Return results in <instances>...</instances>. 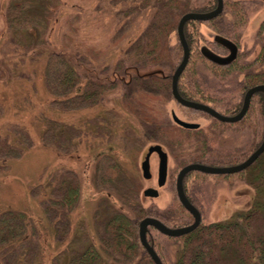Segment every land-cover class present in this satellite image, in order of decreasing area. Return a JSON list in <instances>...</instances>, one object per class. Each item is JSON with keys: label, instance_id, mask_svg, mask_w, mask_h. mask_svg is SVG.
<instances>
[{"label": "trees", "instance_id": "16d2710c", "mask_svg": "<svg viewBox=\"0 0 264 264\" xmlns=\"http://www.w3.org/2000/svg\"><path fill=\"white\" fill-rule=\"evenodd\" d=\"M157 1L161 3L162 8L166 7V11L162 17L157 16V19L152 21L148 29H146V33L152 31L154 33L153 36H145L146 33L142 32L137 37L132 38L128 44H125L118 60L108 63L112 65L108 74H102V71L96 68L97 65L96 67L90 66V59L96 58L99 61L97 56L102 53L95 52L90 46L94 43H101L100 40L104 44L106 42L114 44L117 38L110 32L97 42L91 43L89 42L91 37L85 36L86 44L82 46L78 40L81 34L77 33L80 28V25H78L79 17H84L87 21L90 19L91 21H95L93 18L96 17L97 13L99 15V11H102L100 8L102 5L98 6L96 3L84 5L79 0L78 2L70 1V5L73 6L68 5L67 7L64 5L62 11L67 7L64 16L61 19L57 16L62 27L58 29L57 33H54L55 31L50 32L49 16L45 20L46 23H42V29L36 30L34 28V24L36 23L34 10H37L38 13L42 12L43 15L48 6L45 0H40L37 4L29 3L26 0H13L12 2L7 0L0 4V10L4 11H0V153L3 152L1 160L6 161L7 158L9 159L8 155L20 152L22 147L26 145L22 131H17L18 127H14L20 126L19 122L21 124L23 122V125L25 124V120H22L20 117V112L21 116L34 112L31 123L39 120L45 124L47 131L51 130L52 126L57 127L62 123L61 118L58 116L59 114L62 115L65 109L78 108L85 103L95 104V106L99 107V116L101 117V121L98 122L99 126L95 127L101 129L105 136L110 134L112 140H109V142L113 141L119 147L120 145L124 146L123 136L127 141L131 140L128 137L144 141L145 136L153 131V128L157 129L161 126V123L156 120L148 126L149 128L145 127L146 117L144 116V111L146 112V110L143 101L141 99L138 100V93H133L131 99L122 101V105L132 109V113L138 117L137 120H135L136 117L133 120L132 117L125 116L124 123H121L118 119V113L122 112L118 108V103L117 107L114 105L118 111H114L110 102H107L104 98L106 89L114 84L115 77L118 75V71L114 69L116 62L119 64L123 62L131 63L125 67L123 73L137 71L140 75L141 78L136 77L132 83V86L136 89L135 92H138V88L141 87L146 91H150L148 86L161 89V93L170 88L169 80L154 78L152 77L154 74L144 75V72L157 68L158 65L140 70H138L137 65L146 62V55H152L154 58H157L156 61L165 59L170 62L171 60L173 65H176L180 55L174 56L171 53L167 35L175 27L176 17L182 10L186 9L185 6L187 7L191 0ZM82 5L86 7L85 10H83ZM60 6H63V4ZM82 10L85 16L84 14L80 16ZM112 14L113 12H110L111 16ZM109 19L113 18L109 17ZM235 19L237 27L233 26L234 28H239L245 22L241 9L237 12ZM216 25V28L221 31L226 28L225 23H222V21ZM67 29L69 32L66 31ZM194 55L195 59L208 62L196 51ZM192 58L193 55L189 58L188 62H191ZM195 61H192L193 65L189 67L184 81L180 82L184 85V90L180 87L179 81L178 90L184 96L197 99L205 93V89L195 82L198 76L204 78V75L195 69ZM235 62L239 65H245L243 64V60H235ZM213 65L211 64V66ZM224 70L227 72L229 68H225ZM128 81H130L129 78ZM232 81L237 90L240 91L239 97L241 98L249 86L264 83V69L255 70L247 66L244 78L241 81L233 78ZM38 83L41 84L43 93L37 99L39 102H35L32 101V98L36 96ZM143 84L146 86L144 87ZM188 85L193 86L194 89H190L191 87ZM8 97L10 99L9 102L7 101ZM222 98L219 96L215 100L219 101ZM262 99L263 92L256 91L251 98L252 108L250 107L249 110L257 109L261 111ZM8 104L9 106H16V110H12L13 113H10V116L7 117L6 107ZM239 105L240 101H237L229 109H237ZM26 123L28 122L26 121ZM118 124H120L121 130L117 127ZM59 126L62 127L63 125ZM20 128H23L26 134L28 133L25 130L26 127L20 126ZM115 133H118V136L121 137V139H117L119 141L113 139ZM202 136L198 135L196 141H202ZM172 139L174 143L178 144L177 137H172ZM109 142H107L106 146H112ZM256 143L259 142L257 141ZM254 146L256 144L250 147V149L240 151L228 150L225 152L209 147L208 143L200 144L197 147L201 151H199L200 155L203 153L208 154L214 158L217 164L223 165L242 161L254 149ZM103 153L98 154V161L104 162L101 159ZM2 155L4 156L2 157ZM109 160L112 161V159ZM110 161L106 159L105 163L108 164ZM117 164L114 161L109 166L106 165V168L100 173L105 176L102 180L103 183H114L116 182L114 181L116 178L119 180L118 177L122 173L120 166ZM249 171L251 173L247 174ZM250 174L252 175L250 176ZM222 175H240L244 178V181L249 176L251 179H256L252 181L254 183L253 189L258 190L264 187V183L258 182L257 179L259 177L264 180V151L245 169L236 173ZM68 182L64 177H61V180H59V185L61 186L58 188L61 190V194L57 200V205L62 210L64 208L68 210L72 209L79 195V184L74 179ZM120 187L122 189V186ZM119 191L122 192L121 190ZM135 210V213H127L120 210L115 211L105 221L98 243L94 244L91 241L77 250L72 256L66 251L65 255L68 256L62 264H119V257L126 260L125 263L121 264H132V262L134 264H154L145 250H142V254L138 253L139 248H142L138 235L139 220L143 216H146V214H149L150 216L158 217L169 226H175L174 224L172 225L171 221L174 223L178 222L180 225L183 224L180 221L184 217V210L179 206L162 209V211L149 209L147 213L143 212L141 208H138V210L136 208ZM186 215L188 216V214ZM22 216L23 214L20 212H9L8 216L0 217V244L6 243L5 245L10 246L11 251L22 246L24 242L28 244L27 235H23V231L20 230L25 226L23 221H21ZM189 221L190 218H188L187 222ZM7 233L14 234L12 237L15 236V238H17L19 233L18 238L20 242L11 246L12 243L8 242H17V240L15 238L5 240L4 236ZM150 233L151 230L148 228L147 239L160 257L162 264H264V198L254 199L252 205L244 212L220 220H203L202 217L193 230L180 236H167L157 232L163 238L174 242L176 255L173 259L164 254V242L161 243L163 240L158 239L156 241ZM157 244L160 246V249L157 248ZM5 245H0L1 257L6 254L5 249L8 247H5ZM119 252L121 253L120 256ZM16 255L17 253H15Z\"/></svg>", "mask_w": 264, "mask_h": 264}, {"label": "rangeland", "instance_id": "374dc122", "mask_svg": "<svg viewBox=\"0 0 264 264\" xmlns=\"http://www.w3.org/2000/svg\"><path fill=\"white\" fill-rule=\"evenodd\" d=\"M3 1L7 0H0V4ZM12 1L13 0H10V2ZM26 1L37 4L40 0ZM45 1L48 6L43 15L42 12L38 13L37 10H34L36 19L34 28L36 30L42 29V23L45 24V20L49 16L50 32L55 31L54 33H57L58 29L62 27L57 16H59V19L64 16L72 0ZM73 1L78 2V0ZM79 1L84 5L92 3H96L98 6L102 5V7H100L102 11H99V15L97 13L96 17L93 18L95 21H91V19L87 21L84 17H79L78 25H80V28L77 33L81 35L78 40L80 41V45L85 46V36H90L91 40L89 42L92 43L95 41L97 42L113 31L115 24L112 23L114 18L110 15V12H115L116 5L114 4V0ZM62 4L63 6H60ZM64 5L67 7L62 11ZM82 8L85 10L86 7L83 6ZM83 10L82 13L80 12V16H83ZM263 15L264 10L258 12L257 17L255 16V21H251V24L248 26L250 30L253 24L258 27L259 21L262 20L261 17H264ZM109 17L113 18L111 19L112 21ZM147 24L148 21L145 20L144 22H140L136 30H140L141 27H145ZM199 29L200 34L204 33L205 36H208L206 32L214 31L206 25H200ZM66 31L69 32L68 29ZM134 35L135 33L133 35L126 33L117 37L114 44H108L107 42L104 44L102 40H100L101 43L99 44H91L90 47H92L95 52L102 53L97 56L99 61H97L96 58L90 59V66L96 67L97 65L96 68L100 69L102 74H108L112 66L108 63L117 60L116 58L121 55L125 44H128ZM174 38L175 36L172 34V38H169L170 46H175ZM100 44L101 46H99ZM172 54L176 56L179 52L177 49H174L172 50ZM256 67L260 70L264 69L262 65ZM227 80L226 82L230 83V80ZM135 90H130L128 85L122 83H114L110 88L106 89L105 100L110 102L114 111H118L114 107V105L117 107V103L118 108L122 110V112L118 113V119L121 123H124L125 116L132 117L133 120L136 117L132 113V109L122 105V101L131 99L133 93H138V100L141 99L143 101L146 110V112L144 111L146 128L156 120L161 123V121L165 119L164 110L162 108L163 102L166 104L167 110L173 108L181 117H186L185 114L196 116L201 113L178 105L173 98L170 97V93L168 94L167 89L160 94L146 91L143 87L138 88V92H135ZM42 93L43 88L41 84L38 83L37 93L36 96H33L32 101L39 102L37 99ZM220 93H223V91ZM9 100L8 97L7 101L9 102ZM12 110H16V106H9L8 104L6 107L7 117L10 116V113H13ZM33 113L34 112H30L21 116L20 112V117L22 120H25L26 125H23V122L22 124L18 122L20 126L26 127L25 130H27V134L20 126H14L18 127L17 131H22L26 145L22 147L20 152L8 155L7 157H9V159L6 157V161L1 160V154L3 152L0 153V217L8 216L9 212H20L23 214L21 221H23L25 226L20 230L23 231V235H27L28 241V244L24 242L22 246L18 247L19 249L17 248L13 251H11L12 249L10 246L5 245L6 243L0 244L1 246L5 245V247H8L5 249L6 254L2 255V257L0 256V264H14L16 261L18 264H62L68 256L65 255L66 251L72 256L77 250L91 241L97 244L100 233L103 231L102 229L105 221L110 218L115 211L120 210L126 211L127 213H135L136 208L137 210L141 208L143 212L147 213L149 209H153L152 207L162 211V208L158 206H163V204L168 203L167 200H163L162 197L168 199L174 191V182L171 178L167 186L161 191L163 194L160 198L149 199L142 196V188L147 185V182H145L141 176L140 162L143 158L147 143L142 139H134L132 137H128L131 140L127 141L124 136V146L120 145L119 147L117 146L118 144L116 145L113 141L109 142V140H112V136L110 134L105 136L101 129L95 127L99 126L98 122L101 121L99 107L95 106V104L91 105V103H85L78 108L65 109L62 115L59 114L58 116L61 118L60 120L62 122L59 125L63 126H52V129L47 131L45 124L41 121L36 120V122L31 123V118L34 117ZM137 119L138 117H136L135 120ZM246 119V137L249 139L252 131L254 132V138L257 133V141L261 142L264 135L262 108L261 111L250 109L246 115ZM196 120L201 121V123L206 122L202 118ZM26 121L28 123H26ZM117 127L121 130L120 124H118ZM241 136H243V134H241ZM113 137L116 141H119L117 139H121L118 133H115ZM231 140L233 141V139L229 137L227 141L223 140L222 142L232 147L233 143ZM107 142L112 144V146L107 145V147ZM236 142H238V140H236ZM256 142H254L253 145L256 144L257 146L259 144ZM212 143L215 142L213 141ZM212 145L214 146V144ZM256 146H254V148ZM249 147L248 149H250ZM101 152H104L102 155L100 154L104 162L98 161V154ZM3 156L4 155H2V157ZM106 159L108 161L112 159V161L106 164ZM114 161L120 166L122 174L118 177L119 180L117 178L114 180L116 181L114 183H103L102 180L105 176L100 173L106 168V165L109 166V164ZM151 161L152 165L157 162L155 157H152ZM181 165L183 164L169 159V177L172 174L174 178V174L177 173ZM249 173H251V171L247 174ZM251 175L252 174H250V176ZM215 176L190 172L184 178L188 181V186L194 185V190H197V192L201 194V197L203 196L206 198V196H210L208 199L215 197L212 202V208H219V214L214 212L212 214H204L202 216L203 220H220L235 215L240 211L244 212L252 205L254 199L258 200L264 198L262 197L264 196V187L258 190L252 187L254 185L252 181L256 179H251L248 176L244 181V178L240 175L226 176L217 174ZM61 177H64L69 182L74 179V181L79 184L77 201L70 210L67 208L62 210L61 207L57 205V200L61 194V190L58 188L61 186L59 185ZM257 179L258 182L264 183L263 178L261 179L258 177ZM120 186H122V189ZM153 200H155V202ZM133 207H135V209H133ZM183 216L182 221H180L181 223L183 222V224L180 225H184L188 221V218H190V221L192 220L189 214L187 216L185 213ZM171 222L172 225H175L173 227L179 226L178 222ZM149 230H151L150 235L154 237L156 241H158V239L163 240L161 243L164 242V254H167L169 258L173 259L176 255L174 242L158 235V231L153 227H149ZM13 235L14 234L7 233L4 239H13L15 238V236L12 237ZM18 235L17 238H15L17 242H8L12 243L11 246L20 242ZM156 237L158 238L156 239ZM65 248H67V250H65ZM157 248L160 249L158 244ZM142 250H144L143 246L139 248L138 253L142 254ZM15 253H17L16 256ZM120 254L119 252V256ZM119 261V264L126 262L125 258L121 257H119ZM132 264H134V262H132Z\"/></svg>", "mask_w": 264, "mask_h": 264}, {"label": "flooded vegetation", "instance_id": "af4514ba", "mask_svg": "<svg viewBox=\"0 0 264 264\" xmlns=\"http://www.w3.org/2000/svg\"><path fill=\"white\" fill-rule=\"evenodd\" d=\"M114 4L117 7L115 6V12H113L112 14V17L114 18L112 23L115 24L112 33L116 38L126 33L128 34L130 33L131 35L135 33L134 37H137L142 32L146 33V29H148V26L151 24V22L156 20L157 16L162 17V15H164V12L166 11V7L162 8L161 3L158 2L157 0H114ZM217 4H218V0H191L190 4L187 5V7L185 6L186 9L180 12V14L177 16L178 18L176 17V25L174 28H172L169 31L167 35L168 45L170 43L169 38H172V34H174L175 36L174 38L175 46L174 45L173 46L169 45V46L171 53L172 50L174 49H177V51L179 52L178 55H180V58L176 63V65H173L171 60L170 62L165 59L162 61L161 60L156 61L157 58H154L152 55H146L147 56L146 62L145 63L143 62L141 65H137L138 70L146 69L148 67H153L155 65H158V67L156 68V70H158V73L152 75V77L164 78L170 81V88L168 89V92L170 93V97L173 98V100L178 105H181V107L201 112L200 115H196V116L185 114L186 117H182L183 119L187 121L199 123V126L197 128H185L175 124L169 118L170 116L168 115H170V110H167L166 104H164L163 102L162 108L164 110L163 112L165 114V119L161 121L160 127H158L157 129L153 128V131L151 132H155V133L150 132L148 135L145 136L144 142L147 143V146L146 149L144 150L142 160H144L149 146L159 145L161 151L165 153L166 168H165L164 176L162 177L160 174L159 166H160L162 154L158 150H152L148 154L147 176L142 175V169H141L142 160L140 162L141 176L143 180L147 182V185L142 188V196L144 198H149V199L160 198L163 194V192L161 191L164 189V187L167 186V183L170 181L171 178L173 179L174 182V191L172 192L170 198L165 199L162 197V199L167 200L168 203H165L163 204V206H158V207H161L162 209L165 208L169 209L172 208L173 206H179L182 210H184V214L185 213L190 214L192 220L193 217L191 213L181 204L176 194L175 180L177 173L174 174V178L172 174L169 177L170 175L169 159H173L175 162L182 163L183 165H181L180 168L189 163H202L213 166H224L228 164H223V165L219 163L217 164V162L214 161V158L208 154L206 155L203 153L202 155H200L199 154L200 150L198 149L197 146L203 143L204 144L208 143L209 147L213 149L218 148L217 150L220 151L222 150L223 152H225L228 150H233V151L246 150L248 149L249 146L253 147L254 142L257 141V133L255 138H254V132L252 131L249 139L245 135L246 133L245 129L247 128L246 115L248 114L249 108L251 107V98L256 91L253 92V94L250 97L249 106L246 112L240 119L236 121L221 120L204 109L194 108L192 106L181 104L172 95V91H171L172 73L179 64L183 54V46L181 44V40L177 33L178 21L184 13L207 12L214 9L217 6ZM240 9L243 12L245 22L239 28H234L233 26L237 27L235 23L236 21L235 18L237 12ZM261 10H264V0H222V7L216 15L208 19H187L183 23L182 32L188 48V57L176 81L177 91L182 98L190 101L206 104L224 116H231L238 112L243 101L244 93L251 86H249L244 91V93L240 98L239 97L240 91H238L237 87L234 86V82L232 81V79L235 78L237 79V81H241L246 74L247 66L255 70L259 69L258 67H256L258 65L264 66L263 65L264 64V17H261L262 20L260 19L261 21H259L260 23L258 27H256L255 24H253L252 27L250 25L251 30L248 27L249 24H251L250 23L251 21H255L254 19L257 17L258 12ZM144 20L148 21V24L145 27H141L140 30H136L139 23L142 21L144 22ZM221 21L222 23H225L226 26V28L223 31L216 28L217 26L216 24H218ZM200 25L208 26L209 28L214 30L213 32L218 33L224 37H227L237 46L239 51L232 62L226 64H218L208 60L207 58L201 55L199 51V47L201 43L206 44L210 49L220 54H228L229 50L223 45L219 44L218 42L213 41L209 36H205L204 33H201L202 34L201 35L199 29ZM153 34L154 33H152V31H148L145 34V36L147 35L148 37L149 36L152 37ZM195 51L199 53V55L208 62H203L200 59H195L194 58ZM192 55H193L192 61L196 60L194 62L195 69H197V71H199L200 74L204 75V78L202 76H198L195 79L196 80L195 82L203 89H205V93H203V95L199 96V98L197 99L184 96L178 90V81L179 83L184 81L185 76L188 73L189 67L193 65L192 61L188 62L189 58H191ZM119 57H117L116 59L118 60ZM235 60H243L244 61L243 64L245 65L236 64ZM209 62L214 65L211 66ZM129 64L131 63L129 62L127 63L123 62L121 64L117 62L115 63L114 69L118 71V75H116L114 80L116 82L114 83L116 84L122 83L128 85L130 90L131 89L135 90L134 87L132 86V83L134 82L135 78L140 77V75L137 73V71L123 73L125 67L128 66ZM225 68L227 69L229 68V71L230 70L231 71L226 72L224 70ZM128 78L130 81H128ZM227 79L230 80V83L226 82L228 81ZM143 85L146 86L145 84ZM183 86L184 85L182 84L180 85V87L184 90ZM148 87L150 88V91L153 93H158V94L161 93V89L159 88L156 89V88H151L150 86ZM190 87H191L190 89H194L193 86ZM221 91H223V93H220ZM219 96L221 97L223 96V98L219 101H216L215 98L216 97L218 98ZM237 101H240V105L238 106V108L237 109L235 108L234 110L233 108L229 109L230 106L232 107V105L234 103L236 104ZM262 106H263V99H262ZM262 112H263V107H262ZM199 118L204 119V121L206 122L201 123V121L196 120ZM241 134H243V136H241ZM198 135H203L202 141L199 142L196 141L197 140L196 137ZM172 137H177L178 144L174 143ZM229 137L233 139V141L231 140V142L233 143L232 147H229L230 145H227L225 142L224 143L222 142L223 140L227 141ZM236 140H238V142H236ZM213 141L215 143H212ZM212 144H214V146ZM152 157H155L157 160V162H155L154 165H152V161H151ZM191 171L192 170H190V172ZM197 173L204 175H213V176L217 175L214 173H205L198 170ZM187 174H189V171L183 176L182 179L183 190L189 202L199 211L200 214L199 222L204 214H212L213 212L219 214L218 211L219 208L218 209L212 208V202L214 201L215 197L209 199L208 197L210 196H206L207 199L204 198L203 196L201 197V194H199L197 190H194L195 188L194 185L188 186V181L184 179ZM144 190H147L149 193H144ZM153 201L155 202V200ZM152 208L153 209L150 210H156L154 207ZM192 220L190 222H192ZM190 222H187L186 224H189Z\"/></svg>", "mask_w": 264, "mask_h": 264}, {"label": "water", "instance_id": "95a60500", "mask_svg": "<svg viewBox=\"0 0 264 264\" xmlns=\"http://www.w3.org/2000/svg\"><path fill=\"white\" fill-rule=\"evenodd\" d=\"M221 7H222V0H218L217 6L210 11L187 12V13H184L180 17L178 24H177V33L181 40V44L183 46V54H182V58L179 64L177 65V67L172 73L171 91H172L173 97L181 104L192 106L194 108L204 109L221 120L236 121L240 119L246 112L249 106L250 97L253 94V92L262 91L264 94V83L255 84L249 87L244 93V97H243V101H242L240 109L238 110L237 113L231 116H224L206 104L198 103V102H194V101H190V100L182 98L180 94L178 93L177 87H176L177 77L179 73L181 72V70L183 69L187 61V57H188V48H187L186 42L183 37V32H182L183 23L187 19H208L216 15L220 11ZM206 33L213 41L218 42L219 44L226 47L229 50V53L228 54L217 53L214 50L210 49L206 44L201 43L199 47V51L201 55L207 58L208 60L214 63H218V64H226V63L232 62L235 59L239 51L237 46L230 39L218 33H215L213 31H208ZM156 72H158V70L152 69V70H148L144 72V75H152ZM262 107H263V117H264V95H263V106ZM170 118L175 124L185 127V128H197L199 126V123L197 122L187 121L183 119L181 116H179L175 112L173 108L170 109ZM152 150H158L162 154L159 169H160V174L163 177L165 173V168H166L165 153L161 151L159 145H152L148 147L146 156L144 160H142L141 162L142 175L147 176V171H148L147 157L150 151ZM263 151H264V135L259 145L245 159H243L242 161L238 163L224 165V166H213V165H207V164H202V163H189V164L182 166L178 170L176 180H175L176 194L181 204L191 213L193 220L189 224L176 226V227L168 226L167 224L162 222L160 219L153 217V216H144L139 220V223H138L139 241L141 245L143 246V248L146 250L147 254L152 259L154 264H162V261L160 260V257L154 250L153 246L148 242L146 238V231H147L148 226L154 227L158 232L164 235L180 236L182 234H185L193 230L199 223V219H200L199 211L189 202V200L185 196L183 185H182L183 176L190 170H198L201 172L214 173V174H229V173L238 172V171L245 169L247 166H249ZM147 190H144V193H149Z\"/></svg>", "mask_w": 264, "mask_h": 264}]
</instances>
